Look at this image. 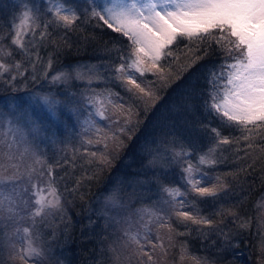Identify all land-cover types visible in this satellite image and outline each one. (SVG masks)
<instances>
[{"label":"snow or ice","instance_id":"6c2138e0","mask_svg":"<svg viewBox=\"0 0 264 264\" xmlns=\"http://www.w3.org/2000/svg\"><path fill=\"white\" fill-rule=\"evenodd\" d=\"M47 13L52 19L41 23L38 9L30 0H25L22 11L15 18L19 22L16 23L15 19L13 21L11 44L20 50L27 67L23 62L14 60L12 52H3L0 48V52H3V56H0V82L7 84L13 91L19 90L15 87L17 82L27 78L33 81L37 79L36 65L43 62V57L39 55L38 45L34 40L26 44L24 39L26 36L35 37L37 29L41 30L39 39L43 42L51 35L48 32L50 25L72 31L83 16L81 22L93 24L101 30L107 28L127 41L123 47L107 50L119 53L118 64L98 62L73 65L70 70L65 68L53 73L48 81L49 84H69L76 80L88 86L80 94L81 107L69 110L77 118L84 117L81 127L85 133H96L95 140L88 139L83 143L102 146L105 149L100 156L95 151L88 153L92 159L97 160V168L110 164L115 158V153L120 150V145L117 144L113 152H108L109 142L116 141L120 136H127L128 132L139 128L152 113L155 105L163 99L161 93H166L173 84L182 87L178 82L185 74L195 69L200 61L210 57L214 50L220 53V62L208 70L209 87L203 93L206 98H202L200 105L201 110L209 115L210 119L197 120V128L206 137V144L201 146L198 142H185L176 137L175 133H169V146H164L163 152L153 150L152 157L147 162V167L160 168L164 172H169L173 167L177 168L179 179L186 191H182L177 185L163 186L159 176L153 178V182L160 184V190L168 196L169 199L164 201L168 207L160 210L165 213L163 215H157L148 209H138L136 215L144 221L142 234L140 230H125L124 246L134 245L138 264H156L153 257L157 248L164 254L165 239L169 248H179L180 258L183 260L189 251L188 246L177 245L174 237H190L191 225H198L201 226L196 229L198 237L207 239L208 233L203 226H214L212 216L232 215L234 219H240L231 209H225L223 206L209 216H204L199 204L209 200L215 203L222 195L233 194L226 177L235 180L236 174H209L203 171L205 166L214 169L225 163L226 158L222 155L225 146L236 147L237 161L251 160V163L240 168L241 172H247L248 168L256 163V154L264 155V0H101L100 3L87 0V6L82 9L67 5L65 0H51ZM8 38L7 35H0V45ZM64 43L67 44L66 39ZM32 48L37 49L34 56ZM181 56L185 57L186 62L179 65L174 73L171 69L176 66ZM5 57L12 62L5 63ZM52 57L53 54L50 53L44 65L42 75L45 78L52 69ZM162 63L167 65V70L161 66ZM29 71L32 74L26 77ZM6 74L8 79L5 80ZM149 76L152 79H148ZM110 82L118 83L129 99L114 106L120 112L115 119L105 116L107 108L104 104H99L95 115L108 121L110 128L119 125L111 135L104 133L101 136L100 129L95 127L93 113L88 111V107L97 105L100 96L109 97V103L111 99L123 100L119 93L107 88L97 92L92 87L93 84ZM35 95L53 114L59 106H69L68 102L61 100L55 93L37 92ZM68 95L74 97L76 94ZM189 111L194 113L195 106L190 104ZM213 119L218 121V126H213ZM8 125V131L14 138L9 147L12 148L18 140L21 145H25L20 159L23 160L25 155L35 157L36 150L30 146L25 129L13 126L11 119L8 120ZM225 128L231 129L232 132L225 135ZM31 131H39V125L33 122ZM0 143L3 141L0 140ZM242 143L244 146L241 149ZM85 151L87 152V148ZM240 151H243V157L239 155ZM193 156L196 157L195 163ZM35 162L41 163L38 159ZM33 171L35 170L21 171L20 164L0 166V221L7 219L9 222L18 223L31 219L32 228H36L37 218L43 220L51 215L53 210L65 211L61 194L54 186L52 168L49 166L46 169L47 194L40 188H35V210L30 211L27 217L21 214L29 207L28 201L23 200L20 195V191L24 189L13 188L9 192L2 186L14 183L25 175L31 182ZM39 175L43 178L44 171H40ZM145 182L141 180V183ZM80 184L81 181L77 180L76 186L66 191L75 193ZM108 200L114 207L121 206L115 194L108 197ZM145 217L149 219L145 221ZM173 218L187 230L179 232L173 229ZM151 223L159 225L155 236L149 227ZM160 228L167 230L166 238L159 235ZM21 232L27 240L26 246L17 249L15 245H11L14 256L10 259H18L25 264L27 260L34 259L37 264H42L44 253L41 248L35 246L39 234L33 236L29 228L16 229L18 235ZM223 238L227 243L226 234ZM145 248L148 251H145ZM118 259L119 257L117 261ZM196 264H200V261L197 260Z\"/></svg>","mask_w":264,"mask_h":264},{"label":"trees","instance_id":"16d2710c","mask_svg":"<svg viewBox=\"0 0 264 264\" xmlns=\"http://www.w3.org/2000/svg\"><path fill=\"white\" fill-rule=\"evenodd\" d=\"M7 1L8 0H0V35H7L9 38L5 39L0 47L3 49V52L10 51L12 52L13 57H15L17 56V47L11 44V18L13 12L18 10L17 7L19 2L21 1L23 4L25 0H12V3ZM30 2H33V0H30ZM36 2L40 3L41 14L43 13L47 16L50 15L47 13L49 3L47 4L44 0H36ZM16 3L17 7L15 6ZM65 3L69 6H75L77 9H82L87 6V0H65ZM38 7L39 6L36 8ZM81 21H83V16H81ZM81 21L77 22V25L72 31L63 28H56L51 25L49 26L48 32L51 33V35L48 39H50V49L54 53V59L56 62L59 64L77 65L85 60L89 62L98 61L118 64L119 53L107 50L123 47L126 45L127 41L119 36V34H115L107 28L101 30L100 28L94 27L93 24L83 23ZM85 37H89V39H85ZM91 37H95V39H92ZM65 39L67 40V44L64 43ZM68 45H70V47H68ZM181 45L183 46V44ZM57 46H59V51H57ZM3 52H0L2 53L1 56H3ZM5 59L7 58L5 57ZM219 62L220 53L214 50L210 57L200 61L195 66V69L185 74L183 79L178 82L182 87H177V85L173 84L166 93H161L163 99L155 105L152 113L146 120H144V123H142L139 128L128 132L127 136H120L116 141L109 142L108 152L110 153L114 151L117 144L120 145V150L115 153V158L111 160L110 164L99 167L101 168V170H99V168H97V160L95 164L91 161L89 163L86 162L87 164L85 166L84 163L88 172H94L96 173L95 175H98L97 178L92 180V178L88 179V174H86L88 182H86L84 189L87 190V194L84 197L89 198L91 195L96 196L97 191H100L101 189L106 190L107 188L117 185L119 186L121 193H124L128 198L130 197L134 200L133 206L128 209L127 213L131 219L137 220L138 223L132 227L125 225V223L124 225L119 224L114 228L116 229V232H114L118 238L121 237L122 239V237H125V230H131L132 232L140 230L142 234V224L144 221H141L136 215L138 209H148L156 212L157 215L165 214L160 210L166 209L168 206L165 203L160 205L159 202L163 198H165V200H168L169 198L160 190V184L163 186L177 185L181 187L182 191H186L184 185L179 179V171L177 168L173 167L169 172H164L160 168L153 169L147 167V162L151 159L153 150L163 152L164 146H169L168 141L171 139V136L168 135L169 133H175L176 137L185 142H198L201 146L206 144V137L197 128V120L207 121L210 119L209 115H206L205 112L201 110L200 105L202 98H206L203 96V93L206 92L209 87L207 83L208 70L209 68L215 67ZM100 86L108 88V86L106 87V84L103 83H101ZM110 91L119 93L120 96L123 97V100L111 99V103H109V97L100 96L97 105L99 106L101 103L104 104L107 108L105 116H110L115 119L116 116L120 115V112L114 106L128 101L129 98L127 93H125L116 82H112ZM73 93H75L76 96L72 98L67 97L64 101L69 102L70 100H73L76 102H70L68 107L61 106L60 108L63 120L58 126V132H54L55 128L54 126L52 127L51 120L42 124L41 129L46 133H50L51 137L52 133H54L55 136H61L59 139H63L66 132H68L67 130L71 127L72 129H75L73 134L75 133L74 136L76 137L73 139L95 140L97 138L96 133H85L80 124L81 118H77L73 112L68 113V109L75 107L77 102H79V105L82 104V101L79 99L81 94L80 89L75 87ZM190 104L195 106L194 113L189 111ZM127 106L128 105L125 103V107ZM92 109L93 106L88 107V111L91 113L93 112L91 111ZM92 118L95 121V127L100 129L101 136H103L104 133L111 135L112 132L115 131V128L119 127V125H115L110 128L108 126V121L101 119V117L98 118L95 113H93ZM141 119L143 120L144 118L141 117ZM212 124L213 126H218V121L213 119ZM229 132H232V130L227 128L224 129L225 135H228ZM233 134L238 135L239 133ZM10 143L11 141L9 140L2 143V149L4 150L2 160L4 162L9 161V158H7L6 155L9 154L7 149ZM18 146V151L20 150L22 153L25 145L18 144ZM33 146L37 153V147L35 145ZM243 146L242 143L240 148L242 149ZM94 151L100 156L105 152V149L102 146H95ZM44 152H38L39 154L35 157L25 155L23 160L18 159V164L21 165V171L34 169L33 176L38 178L39 183L43 182V184L48 181V173L46 169L49 166L54 168L53 163H51V157H54L55 154L53 153L54 150H51V152L49 151L47 155H44ZM242 154H244L243 151H240L239 155L241 157ZM222 155L226 158L225 163L218 165L214 169L205 166L203 171L208 172L209 174L224 175L229 172L236 174L235 180L231 177H226V182L229 184L233 194L228 196L222 195L215 203L210 200L204 201L199 204V207L202 209V215L209 216L223 206L225 209H231V211L236 213L240 219H234L232 215L212 216L211 218L214 220V226L211 228L210 226H203L204 230L208 233L207 239L198 237L197 235L196 229L201 226L191 225L192 235L190 237H174L177 245L187 244L189 251L185 255V258L183 260L180 258L181 253L178 247L169 248L167 240L165 239L166 251L164 254H161L160 249L157 248L156 255L153 257L154 260H156V264H196L197 260L200 261V264H220L222 262L216 259L215 253L218 251L216 244L222 243L221 239L218 237L220 235L222 236L223 233H229L231 238L234 235V241L237 242L234 245H238L235 247L236 251L231 253V255L233 254L231 257H235V259L233 258L228 264H262V261H264V250L252 249L250 248L251 246H246V241L252 239L250 231L239 233V235H236L235 233L239 225L242 222H246L247 218L251 217L256 219L258 214L264 215V155H261V158H259L251 168H248L247 172H241L240 168L245 167L247 164L251 163V161L250 159H240L237 161V149L235 146H225L222 150ZM37 159L41 161V163L37 164L35 162ZM192 159L195 163L196 157L193 156ZM2 166L5 167L4 164ZM8 166L10 165L8 164ZM66 166L68 167L69 165L66 164ZM42 170L44 171L43 178L39 175ZM98 172L101 174L99 175ZM156 176H159L160 184L153 182V178ZM74 180V176L69 179V181L72 182ZM141 180L146 182L141 183ZM93 190L94 192H92ZM20 195L22 199L26 197V194ZM188 198L191 199V197ZM67 200L68 198L64 197V202L69 203ZM77 202L78 201H74L70 205L67 204L71 211V221H74L71 233L73 236L71 235L68 236L67 239H62V243H66L64 249L68 252V258L69 255H76L72 264H81L78 260L79 257L82 261L84 260L85 263H90L92 262L90 261L92 258L88 260L90 250L99 249L101 242L102 247L105 245L104 240L111 227L109 228V226H106V229L104 227L105 225L101 226L102 224H99V222L97 224L91 223L87 229L86 227L81 228L77 222V220H79L76 212L78 209ZM148 219L149 217H145V221ZM171 226L179 232H185L187 230L179 225L175 218L172 219ZM149 227L152 229L153 236H155L159 225L151 223L149 224ZM80 230L82 233L87 234L86 237L77 238L76 235ZM101 235H103L102 241L100 238ZM159 235L166 238L168 235L167 230L160 228ZM98 237L100 240H98ZM153 242L155 243L156 241L153 239ZM141 243H143V240H141ZM231 244L232 243H225L219 247H223V249L227 250V253H229V251L234 248ZM128 247H131V249L134 250V245ZM145 251H148V249L145 248ZM45 262H47L45 264H57L56 259L45 260ZM105 263L104 259L103 261H100V264ZM26 264L34 263L30 262Z\"/></svg>","mask_w":264,"mask_h":264},{"label":"rangeland","instance_id":"374dc122","mask_svg":"<svg viewBox=\"0 0 264 264\" xmlns=\"http://www.w3.org/2000/svg\"><path fill=\"white\" fill-rule=\"evenodd\" d=\"M44 1L47 4L51 2V0ZM96 1L97 3L101 2V0ZM7 2L12 3V0H8ZM31 3L35 7H40L37 8L39 12L41 9V6L39 5L40 3H37L36 0H33V2ZM23 4L20 1L18 4L19 8L17 7V3L15 4L18 10L14 11L12 15V21L10 24L11 31H13V21L16 17H18L19 13L22 11ZM39 14L41 15V23H43L45 20L52 19L51 15L47 16L46 14H41V11ZM15 22L18 23V19H15ZM40 31V29L36 30L35 37L26 36L24 38L26 44H28L29 41L34 40L35 43L38 45L39 55L43 57V62L36 65L37 79L33 81L30 78H27L17 82L15 87L19 89L18 91H13L12 88L9 87L7 84L0 82V140H2L3 142L9 140L12 143L14 138L12 134L8 131V120L11 119V121L13 122V126H19L25 129V131L28 133L27 138L30 141V146L35 145L38 149V152L45 151L44 155H47L49 151L51 152V150H54V157H51V163H53L54 166V168L51 167L53 171L54 186L61 194V199L65 211L61 212L58 210H53L51 215H48L43 220L37 218L36 228H32L31 219H25L24 221L18 223L9 222L7 219L0 221V264H25L24 261H20L18 259H10V257L14 256V252L12 251L11 245H15L17 249H20L25 247L27 243L26 238H23L22 232L19 235L16 233V229L18 228H29L33 236H35L37 233L39 234V239L35 240V246L41 248L44 253V261H42V264L47 263L45 262V260L47 261L51 259H56L57 264H70V262L72 264L76 255H69L68 258V252L64 249L66 247V243H62V239H67L68 236L72 235V225L74 221H71V211L67 204L70 205L74 201H78V209L76 210V212L77 217H79V220H77V222L79 223L81 228L86 227L87 229L89 228L91 223L97 224L99 222V224H102L101 226L105 225L104 227L106 229V226H109V228L111 227L106 234L104 240L105 245L102 247L101 242L99 249L90 250L88 260L92 258V260H90L92 262L85 263V261H82L79 257L78 260L81 264H100V261H103V259L106 262L105 264H138L137 256L134 254V250L131 249V247L129 248L124 246L125 237H122V239L121 237L118 238L115 233L116 229H114L119 224L124 225L125 223V225H129V227H132L138 223L137 220L131 219V217L128 216L127 213L128 209L133 206L134 200L130 197L128 198L127 195H124V193H121V191L119 190V186L117 185L107 188L106 190H96L97 195H91V197H89L90 199L84 197L87 194V190L84 189L86 182H88V179H86V174H88V177H91L92 180L98 177V175H95L96 173L88 172L87 168H85L86 164L89 163V160L94 162V164L96 163V160H93L88 155V153L94 152L95 146L85 145L83 143L84 139H73L74 137H76L74 136L75 133L73 134L75 129H72L71 127L67 130L68 132H66V135L63 137V139H59L61 136H55L54 133H52L51 137L50 133H46L41 129L42 124H44L48 120H51L52 127L54 126L55 128L54 132H58V126L63 120V116L60 111V108L63 105L59 106L56 113L53 114L51 111L48 110L46 104L35 95V93L51 92L57 94L61 100H64L65 98L70 97L68 93H73L75 87H78L81 93L88 86L84 82L76 80H72L69 84L48 83L53 73L63 70L65 68H68L70 70L71 66L73 65L59 64L56 62V60L54 59V53L50 49L51 42L50 39H48L49 36L46 40L41 42L39 39ZM181 47L183 46L181 45ZM31 51L33 52L34 56L37 49L32 48ZM16 53L17 56L13 57L14 60L23 62L25 67H27V62L24 61V58L18 48L16 49ZM50 53L53 54V66L52 69L48 72L47 78H45L42 74L45 70L44 65H46ZM1 54L2 53H0V56ZM11 62V60L5 59V63L10 64ZM185 62V57L181 56L176 66L171 69L172 72L176 73L178 66ZM88 63L96 64L98 63V61L89 62L83 60L80 64ZM162 66L165 67V69L167 70V65L162 63ZM31 74L32 73L30 71L27 72L26 77H30ZM4 79H8L7 74L5 75ZM148 79H152V77L149 76ZM111 85L112 82L106 84V87L108 86L107 89L110 90ZM92 87L96 89L97 92L105 88L101 87L100 84H93ZM71 101L73 100H70L68 103H70ZM76 107H81V104L79 105V102H77V105L71 108ZM97 107L98 105L93 106V109L91 110L93 111L92 113L96 112ZM81 110L83 111V108H81ZM68 113H72V111L69 110ZM96 116L100 118L98 115ZM80 118L81 124V121L84 117L81 116ZM33 122L39 125V131H31ZM18 144L20 143L18 140H16V143L12 148L8 147L7 151L9 154L6 156L7 158L11 157L8 163L7 161L4 162L2 160L4 150L2 149V143H0V166L4 164L5 167H9L8 164H18V159H20L21 155V151H18ZM32 148H34V146ZM86 148L87 152L85 151ZM38 152L37 154H39ZM243 155L244 154H242V157ZM256 155L258 156L256 161H258L259 158H261V155ZM66 164H68L69 166L67 167ZM99 170H101V168H99ZM98 174L100 175L101 173L98 172ZM73 176L75 177V180L73 182L69 181V179L71 177L73 178ZM77 180L81 181L79 190L75 193L66 191L67 189H72L73 187H75ZM46 184L47 183L43 184V182L39 183L38 178L34 177L32 173L31 182H29V178L25 175L22 176L20 180H17L14 183L3 185L2 187L9 192L13 188H17V190H20V188L22 187L24 189L20 191V194H26V197L23 198V200L28 201L29 207L25 209L21 214L27 217L30 211L35 210L34 201L37 197H35L34 195V189L38 187L43 190L44 194L46 195ZM92 192H94V190ZM113 194H115L118 200L120 201V207H114L109 202L108 197L112 196ZM64 197L68 198L67 201L69 203L64 202ZM83 198L86 200H84ZM164 201H166L165 198L160 200L159 204L162 205ZM100 218L103 221H101ZM244 225H247V227H244ZM81 230L79 233H77V238L86 237L87 234L82 233ZM245 231H250V236L252 235V239L250 241H246V246H251L250 248L252 249L264 250V215L258 214L256 219H253L251 217L247 218V221L242 222L236 229L235 233L236 235H239V233H244ZM225 234L228 237L227 243H232L231 245L237 243L236 241H234V235L231 238L229 233H223L222 236L220 235L218 237L221 239L222 243L216 244L218 251H216L215 254L216 259L220 260L223 264H228V262L231 261L233 258L235 259V257H231L233 255H231V253H234V251H236L235 247L238 245H236L235 247L233 246L234 248L230 250L229 253H227V250L223 249V247H219L225 244V240L223 238ZM102 237L103 235L100 236L101 241ZM100 238L98 237V240H100ZM117 257H119L118 261ZM30 262L37 264L36 260L34 259H29L26 263ZM262 264H264V261H262Z\"/></svg>","mask_w":264,"mask_h":264}]
</instances>
